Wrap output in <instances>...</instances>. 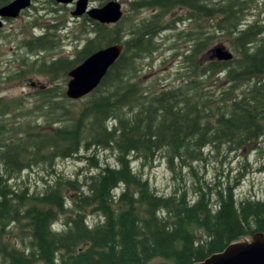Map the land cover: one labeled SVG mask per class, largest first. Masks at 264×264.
<instances>
[{
	"label": "trees",
	"instance_id": "trees-1",
	"mask_svg": "<svg viewBox=\"0 0 264 264\" xmlns=\"http://www.w3.org/2000/svg\"><path fill=\"white\" fill-rule=\"evenodd\" d=\"M9 1L0 0V7ZM252 3L131 0V15L118 24L86 17L82 46L72 57L45 60L43 53L54 52L57 43L49 30L22 41L19 69L0 75V85L28 74L51 85L30 95V108L25 97L0 95V264H196L264 235V200L235 197L243 174L210 185L193 167L208 148L231 154L264 141V24L246 21ZM143 10L154 12L134 22ZM181 23L191 26L178 35L189 48L173 85L144 86L139 61L157 49L156 38ZM220 40L231 59L216 57L215 49L226 52L211 48ZM115 44L121 54L82 99L68 100L52 85ZM97 149L110 150L115 164H100ZM159 154L174 177L185 169L191 174L192 196L184 188L159 195L133 170L134 161L144 166ZM69 159L86 161L95 172L50 174L40 192L21 185L23 172L41 167L53 173L57 161ZM88 216L98 222L90 225Z\"/></svg>",
	"mask_w": 264,
	"mask_h": 264
},
{
	"label": "rangeland",
	"instance_id": "rangeland-1",
	"mask_svg": "<svg viewBox=\"0 0 264 264\" xmlns=\"http://www.w3.org/2000/svg\"><path fill=\"white\" fill-rule=\"evenodd\" d=\"M89 1L91 7H102L106 4L100 6L102 0ZM130 1L118 0L122 6L123 15H131L128 7ZM70 11L71 8L66 5L51 3L48 0H32L31 5L21 12L20 16L14 20L6 21L0 30V75H6L19 69L20 66H18L16 56L24 54V51L20 48L21 43L24 39H30L31 34L36 35L48 30L53 33L54 39L57 41L56 48L52 53H43L45 60L62 56L72 57L75 46H82V39H78L82 19L71 18ZM153 12L143 10L137 13L133 20L139 22L148 18ZM177 14L179 12L172 17ZM246 21H257L264 24V0H253ZM52 27L54 28L52 29ZM85 28L87 29L88 26H85ZM190 28L191 26L188 23H181L156 38L154 43L157 45V49L149 58L139 61L142 71L140 81L144 86L153 83L156 90H159L173 85L176 73L181 67L180 57L189 48V43L182 41L178 35L189 31ZM218 46L223 47L226 52L230 51L228 45L222 40L219 43H214L211 48ZM50 85L45 77L28 74L21 81L0 85V95L5 99L25 97V107L30 108L33 103V100L29 98L30 95L34 94L41 86ZM52 85L64 87L65 92L67 81L61 82L60 80ZM259 146L262 150L256 149ZM219 151V154L209 148L204 151V161L193 164L197 176L201 175L208 184L213 185L217 181L232 183L234 178L236 180L238 174L241 173L244 177L240 179L239 185L235 189L236 199L243 200L249 197L254 200H264V170H262L264 165V141L242 152L230 154L222 149ZM93 152L98 157L100 164L110 166L115 164L114 154L110 150L97 149ZM141 162L134 161L132 164L133 170L141 172L143 178L147 179L159 195L167 196L172 194L175 189L184 188L187 190L188 195L192 196L191 185L193 179L186 169L181 170V174L174 177L169 171L166 159L162 154H159L150 164L142 166ZM54 170L53 173H49L43 171L41 167L32 168L23 172L19 180H22L24 184L21 185H26L30 191L40 192L44 189L45 183L50 180V174L58 173L64 177L84 178L94 171L90 168L88 162L75 159L57 161ZM12 183L20 185V182L13 181ZM117 193H119V190ZM97 220L98 216H88L90 225Z\"/></svg>",
	"mask_w": 264,
	"mask_h": 264
},
{
	"label": "water",
	"instance_id": "water-1",
	"mask_svg": "<svg viewBox=\"0 0 264 264\" xmlns=\"http://www.w3.org/2000/svg\"><path fill=\"white\" fill-rule=\"evenodd\" d=\"M57 4H75L72 16H87L88 19L100 24H116L123 12L118 1L113 0L102 7L88 8V0H53ZM31 5V0H12L0 7V29L4 20L16 19L21 12ZM106 12V13H105ZM119 44L101 48L88 56L82 63L68 72L64 95L66 99L76 101L91 93L106 75L108 69L121 54ZM219 59L229 60L231 54L215 49ZM196 264H264V235L256 234L250 241L233 243L221 253L213 254L205 261Z\"/></svg>",
	"mask_w": 264,
	"mask_h": 264
},
{
	"label": "flooded vegetation",
	"instance_id": "flooded-vegetation-1",
	"mask_svg": "<svg viewBox=\"0 0 264 264\" xmlns=\"http://www.w3.org/2000/svg\"><path fill=\"white\" fill-rule=\"evenodd\" d=\"M10 1H12V0H10ZM9 1V2H10ZM31 2H32V0H31ZM55 3V2H54ZM90 1L88 0V8H93V7H91L90 6ZM59 5H66L67 7H70L71 8V11H70V16H71V18H75V19H77V20H80V19H82L81 20V22L87 17V16H85V15H83V16H81V17H74V16H72V12L74 11V9H75V4L74 3H71V4H59ZM6 21H9V20H4V23L6 22Z\"/></svg>",
	"mask_w": 264,
	"mask_h": 264
},
{
	"label": "bare ground",
	"instance_id": "bare-ground-1",
	"mask_svg": "<svg viewBox=\"0 0 264 264\" xmlns=\"http://www.w3.org/2000/svg\"><path fill=\"white\" fill-rule=\"evenodd\" d=\"M113 1V0H112ZM118 1V0H117ZM147 1V0H146ZM101 2V1H100ZM110 2V1H109ZM121 5V4H120ZM99 7V6H98ZM121 10H122V6H121ZM106 13V12H105ZM138 13V12H137ZM136 13V14H137ZM127 16V15H126ZM123 20V19H122ZM245 20V19H244ZM123 22V21H122ZM171 23V22H170ZM118 24V23H117ZM204 24V23H203ZM125 25V24H124ZM120 26V25H119ZM109 27V26H108ZM124 26H122V28H123ZM129 27V26H128ZM208 28V27H207ZM53 29V28H52ZM193 35V34H192ZM91 36V35H90ZM49 39V38H48ZM84 41V40H83ZM32 43V42H31ZM215 43V42H214ZM232 44V43H231ZM33 45V44H32ZM153 45H154V43H153ZM70 61V60H69ZM189 62V61H188ZM191 66V65H190ZM138 67V66H137ZM30 69V68H29ZM59 76V75H58ZM22 79V78H21ZM64 88V87H63ZM229 186V185H228ZM89 223V222H88Z\"/></svg>",
	"mask_w": 264,
	"mask_h": 264
}]
</instances>
